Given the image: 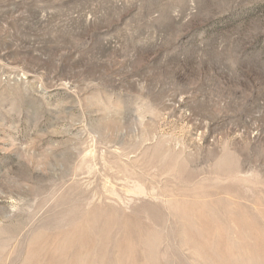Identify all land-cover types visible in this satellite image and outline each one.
<instances>
[{
    "label": "rangeland",
    "instance_id": "rangeland-1",
    "mask_svg": "<svg viewBox=\"0 0 264 264\" xmlns=\"http://www.w3.org/2000/svg\"><path fill=\"white\" fill-rule=\"evenodd\" d=\"M0 264H264V0H0Z\"/></svg>",
    "mask_w": 264,
    "mask_h": 264
}]
</instances>
